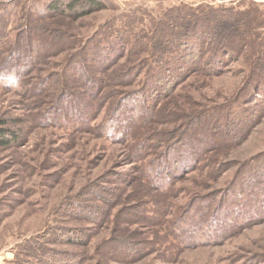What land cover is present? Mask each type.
Returning a JSON list of instances; mask_svg holds the SVG:
<instances>
[{"label": "rangeland", "instance_id": "374dc122", "mask_svg": "<svg viewBox=\"0 0 264 264\" xmlns=\"http://www.w3.org/2000/svg\"><path fill=\"white\" fill-rule=\"evenodd\" d=\"M46 1L0 0V71L9 61L23 83L0 86V129L15 134L0 146V264L15 254L19 264L79 255V264H264V80L248 76L264 67L255 60L264 22L253 24L258 13L264 20V0H102L82 17L36 19L29 32L23 9L34 18ZM236 4L251 11L241 23L249 28L217 54L230 58L211 65L219 73L187 71L149 124L128 139L110 136L109 121L117 130L119 117L132 116L151 70L184 66L178 43L165 42L169 14L182 30L200 8ZM123 70L131 102L112 107L116 95L102 87ZM75 200L99 208V221L76 218ZM77 228L82 241L68 244Z\"/></svg>", "mask_w": 264, "mask_h": 264}, {"label": "trees", "instance_id": "16d2710c", "mask_svg": "<svg viewBox=\"0 0 264 264\" xmlns=\"http://www.w3.org/2000/svg\"><path fill=\"white\" fill-rule=\"evenodd\" d=\"M101 1L102 0H48L45 3H43L45 11H43L42 13L39 12L38 13L39 17L38 15L35 14L33 16L34 18H32V16H30L29 13H27L28 10L25 11V9H23V12L20 15V17L22 20H25V26L27 30L29 32L32 31L34 32L37 29V25H34L33 21L36 19L49 21L48 19H53L57 16L71 15L74 16L75 18L82 17L88 14L89 11L100 8L102 4ZM240 5L241 4H236L229 7H219V6L208 7L207 9L200 8L199 12H195L196 15H192L191 17L190 16L183 17L184 22L187 23L188 25H184V28L182 30L178 29V27L179 28L181 27V24L180 23L177 24L176 22V20L179 21V19L181 18L180 15H176L178 16V19H175L172 17L173 15L172 13L169 14L170 16L167 20V23L170 26L169 31L173 36L167 39L164 37L166 39L165 42L170 41L169 39L174 38L173 44L178 43V48H176V50L181 48L184 51V54H179L177 56H179L180 57L179 59L184 62V66L183 68L177 70H175V68L168 66L157 68L155 69L156 71L151 70V72H149L147 81L146 82L143 81L141 84L142 88H146V89L141 91V94L137 95L136 98L130 97L128 92L122 90L125 89L124 87L128 86V84L125 83L129 75L128 72H126V70L121 71L120 74L113 73L112 75H109V77H111L110 80L111 83L103 82L104 86L102 87V90L104 91L105 94L113 93L114 95H116L115 96L116 100L114 99V101L111 103L112 107L116 105H118V107L125 106V101L131 102V98L136 101V102L132 101L133 104L131 105L130 110L133 112L131 117L128 116L127 111L126 113L123 114L125 116L119 117V120L116 122L118 126L117 130L111 129L112 127H114V124L112 121L111 122L109 121L111 127V128H107V132L111 133L109 135L120 136L118 138V139L121 138L120 140L128 139L136 129H139L140 127H144L147 124H149V122L153 119L155 115V112H153L154 106L158 104L159 101L162 100V98L166 96L169 91L171 92L174 89V87L181 82L180 78L182 77V74H187V71L189 72V74H192L197 70L200 69L204 70L207 68L206 71L210 73H215V74L219 73L220 71L218 70L219 68H212L211 65H216L219 67L220 64L224 63L226 60L228 61L230 58L228 56H227L228 58H224L225 56L217 57V54L225 53L227 55L229 53L231 46H233L232 44L234 43L232 39H234L235 36H232L231 38V35L233 34L234 31L236 32V35L239 33H244L245 35L247 29L249 28V27L245 28V24L242 25L241 23L245 17L251 14V11H249L248 9L241 8ZM37 10H39V8ZM258 14L260 15L261 13ZM259 15L257 17L258 20H254L253 24H255L256 22L260 24L257 27L261 28L263 27L264 20L259 18L260 17ZM251 23L249 26H251ZM128 24L135 29L134 22H130ZM41 28L44 29V26H42ZM54 31L55 33L61 35V31L59 30H54ZM178 34L180 35L177 36ZM56 37L57 35H54L53 39L51 38L52 41L55 40ZM170 42L172 43V40ZM164 55L165 52L161 54L159 61L163 60ZM177 56L174 57V60H176ZM205 56L207 58L203 60ZM255 60L257 61L264 60V52H258L257 55L255 56ZM93 61L97 62L96 64L99 65L98 59ZM6 62L7 64L3 66L4 69H2L0 73L9 72L15 69L14 67H12L11 70H7L8 69L7 66L10 65V62L9 61ZM96 68H94L93 66V68L90 67L88 70V67H86L84 70L86 72L90 71V73H93V71H95ZM15 70L20 78L21 73H19V70L17 69ZM98 71L99 70L97 69L96 72ZM248 76L249 79L253 81L255 79L264 80V67H262V65H258V67L253 68V74L251 76L249 74ZM21 82L22 81L20 79V87H19L20 90L23 88V83ZM93 82L94 81H92V87L94 88L95 86ZM19 89H11V90L18 91ZM111 89H113V91ZM87 90L90 91V88H88ZM144 91L146 92V94L144 93ZM134 93L136 92H133V94ZM153 137L154 138L145 137L144 139H142L143 141L138 140L139 142H141L139 145L145 146V144L150 142L152 139H157L156 136ZM12 138H15V134L13 132H8L3 128L0 129V146L6 145L7 143L14 141L12 140ZM160 157H162L161 154ZM171 164L180 167L179 170L178 168H176L179 171V175L185 169L182 168L181 162L179 163L177 161ZM168 168L169 169L167 171L166 168H163L162 172L167 173L171 181L177 179L176 174L178 172L171 171L170 167ZM94 199L96 200V198ZM70 207L72 211H74L75 214L73 215L76 218L82 217L83 215L78 214V213H82V214H86V216L90 218V219L88 218V221L92 219H97L96 221H99L98 220L99 218H97L99 217L98 214L99 208L94 207V204H91L90 202H88V200L81 202L75 200L74 204L72 206L70 205L69 208ZM93 221L96 222L95 220ZM79 231L82 232V230L78 228L71 230L73 237L69 239L70 242H68V244L75 243V241L76 242L82 241L81 240L82 236L78 234ZM58 233L61 234L60 231ZM62 240H66V237L62 236L59 241L64 242ZM38 250H40L43 253V250H41L40 248H38ZM44 252L46 253V251ZM53 254H55L58 257L65 255V252L55 251ZM121 254L122 252L119 255ZM81 258L82 256L79 255L77 262L76 263L74 262L73 264H79L81 262ZM13 259L14 260L12 261L6 260L5 264H16V262H18V264L20 263L19 261L20 258L16 254L14 255Z\"/></svg>", "mask_w": 264, "mask_h": 264}, {"label": "clouds", "instance_id": "9594fccd", "mask_svg": "<svg viewBox=\"0 0 264 264\" xmlns=\"http://www.w3.org/2000/svg\"><path fill=\"white\" fill-rule=\"evenodd\" d=\"M0 86L11 89H19L20 78L15 69L9 72L0 73Z\"/></svg>", "mask_w": 264, "mask_h": 264}, {"label": "built area", "instance_id": "2783aa9c", "mask_svg": "<svg viewBox=\"0 0 264 264\" xmlns=\"http://www.w3.org/2000/svg\"><path fill=\"white\" fill-rule=\"evenodd\" d=\"M2 259H4V258H2V257L0 258V263H1Z\"/></svg>", "mask_w": 264, "mask_h": 264}]
</instances>
